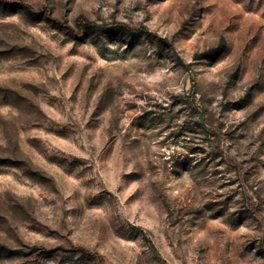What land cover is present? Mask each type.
Here are the masks:
<instances>
[{
	"label": "rangeland",
	"instance_id": "374dc122",
	"mask_svg": "<svg viewBox=\"0 0 264 264\" xmlns=\"http://www.w3.org/2000/svg\"><path fill=\"white\" fill-rule=\"evenodd\" d=\"M0 264H264V0H0Z\"/></svg>",
	"mask_w": 264,
	"mask_h": 264
},
{
	"label": "trees",
	"instance_id": "16d2710c",
	"mask_svg": "<svg viewBox=\"0 0 264 264\" xmlns=\"http://www.w3.org/2000/svg\"><path fill=\"white\" fill-rule=\"evenodd\" d=\"M83 22H86V21L82 17L77 19V24L82 25ZM86 23H88V22H86Z\"/></svg>",
	"mask_w": 264,
	"mask_h": 264
}]
</instances>
